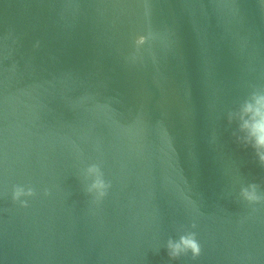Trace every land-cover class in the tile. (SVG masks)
Here are the masks:
<instances>
[{
    "label": "water",
    "instance_id": "obj_1",
    "mask_svg": "<svg viewBox=\"0 0 264 264\" xmlns=\"http://www.w3.org/2000/svg\"><path fill=\"white\" fill-rule=\"evenodd\" d=\"M254 93L264 0H0V264H264Z\"/></svg>",
    "mask_w": 264,
    "mask_h": 264
},
{
    "label": "clouds",
    "instance_id": "obj_2",
    "mask_svg": "<svg viewBox=\"0 0 264 264\" xmlns=\"http://www.w3.org/2000/svg\"><path fill=\"white\" fill-rule=\"evenodd\" d=\"M145 37L141 36L140 43L144 42ZM241 123L239 124L240 131L244 133V137H237L245 145H249L257 152L261 164H264V95L253 94L251 100H246L241 107ZM88 171L98 172L97 166L89 167ZM111 188V181H106L103 178H97L87 188V194L93 197L96 203L101 202L108 194ZM257 185L255 183L249 185V188L242 189L245 200L250 204L259 203L261 197L256 193ZM251 189V191H249ZM44 196L50 195V189H43ZM37 195L36 189L31 185H13L12 200L18 202L22 207H28V199L22 197H34ZM195 227V224L193 225ZM169 257L173 260L179 259L182 254L191 253L192 259L200 256L202 248L197 239L196 232H189L180 236L179 241H169Z\"/></svg>",
    "mask_w": 264,
    "mask_h": 264
}]
</instances>
